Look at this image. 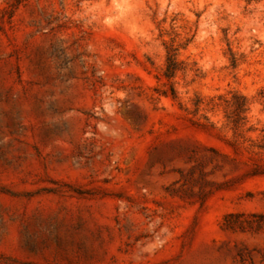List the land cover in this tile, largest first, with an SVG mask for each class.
Instances as JSON below:
<instances>
[{
    "label": "rangeland",
    "instance_id": "1",
    "mask_svg": "<svg viewBox=\"0 0 264 264\" xmlns=\"http://www.w3.org/2000/svg\"><path fill=\"white\" fill-rule=\"evenodd\" d=\"M263 166L264 0H0V264H264Z\"/></svg>",
    "mask_w": 264,
    "mask_h": 264
},
{
    "label": "trees",
    "instance_id": "2",
    "mask_svg": "<svg viewBox=\"0 0 264 264\" xmlns=\"http://www.w3.org/2000/svg\"><path fill=\"white\" fill-rule=\"evenodd\" d=\"M166 64L163 72V77L167 80L170 81L172 80L176 74L180 71V64L178 63L176 59V50L173 49H167L166 48ZM235 65V62L233 61V66ZM171 95L174 98V89L171 87ZM247 111V102L246 100H242L241 103H237L234 106L233 112H232V125L235 131H238L240 128V123L241 121H244V118H241L242 114ZM264 167V166H263Z\"/></svg>",
    "mask_w": 264,
    "mask_h": 264
}]
</instances>
